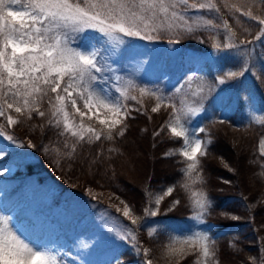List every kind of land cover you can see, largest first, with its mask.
I'll return each instance as SVG.
<instances>
[{
  "label": "snow or ice",
  "instance_id": "6c2138e0",
  "mask_svg": "<svg viewBox=\"0 0 264 264\" xmlns=\"http://www.w3.org/2000/svg\"><path fill=\"white\" fill-rule=\"evenodd\" d=\"M222 9L225 14L233 13L234 20V14L239 13L256 21L260 27L253 40L245 38L236 43L237 32L221 15ZM204 13L214 14L219 22L206 18ZM236 23L240 21L236 20ZM202 29H222L224 32L223 43L216 42L214 35L209 36L213 41V53L235 50L243 59L239 70H224L215 77L214 83H208L204 77L187 76L185 83L199 79L202 85L198 93H193L195 99L187 110L166 104L172 97L166 96L162 89L142 87L130 76L118 75V70L112 66L116 59L127 56L128 60L136 62L137 70L143 67L147 71L151 59L136 49L134 41L152 42L159 40L161 33H168L169 43L176 44L180 34L192 36ZM243 31L247 33L249 29ZM89 33L94 39H87ZM262 39L264 17L254 14L250 5L230 4L229 0H0V117L5 118L7 127L11 128L21 121L9 113L15 112L27 120L34 119L35 113L36 117L57 129V135L64 138L65 148L69 147L71 139V148L66 155L72 159L78 145L99 142L103 146L105 142L114 144L124 137L131 114H145L140 98L149 96L155 99L151 112H158L162 106L171 108L169 120L161 125L160 130L153 132V140L165 130L173 139L182 138L183 144L176 151L186 164L185 176L191 178L193 172L198 174L199 158L207 155L211 140L202 141L190 132L188 122L205 111V102L217 86L242 78L250 70L251 50L248 45ZM199 42L204 43L203 40ZM183 87L176 88L175 92L180 93ZM136 92L140 98L133 94ZM130 100L136 101L140 107L129 104ZM44 103L48 105L47 111L41 110ZM85 118L95 124L86 125ZM217 122L226 123L225 120ZM38 126L43 131L44 124ZM35 127L37 125H33ZM198 132L207 136L205 127H200ZM0 137L17 147H24L5 131L2 123ZM27 147L35 148L36 145L29 140ZM48 151L44 146L45 154ZM108 151L118 150L110 147ZM2 155L0 151V157ZM101 155L102 152H98L97 158ZM168 155L164 153L165 157ZM261 155L264 156V151ZM172 191L169 187L163 195L156 196L155 208L151 207L153 200L150 199L149 206L143 209L144 215L157 216L161 200ZM120 203L124 205L123 217L138 227L141 217L135 216L124 200L121 199ZM173 204L179 205L180 201L175 200ZM210 207V200L201 194L196 202L194 219L204 223ZM172 210V207L168 208L169 212ZM116 211L119 213L121 209ZM154 232L155 229L151 230L149 235ZM109 235L130 243L138 255L143 250V264H153L149 258L151 250L139 244L136 232L131 228L117 230L107 227L92 238V243L81 241V253L97 250ZM213 245L214 241L207 234L196 232L183 239L173 237L164 247L172 255H197L195 264H213ZM0 264H92V261L87 256L69 258L68 252H54L29 242L13 227L10 217L0 215ZM116 264H121L118 258ZM261 264H264V249L261 250Z\"/></svg>",
  "mask_w": 264,
  "mask_h": 264
},
{
  "label": "trees",
  "instance_id": "16d2710c",
  "mask_svg": "<svg viewBox=\"0 0 264 264\" xmlns=\"http://www.w3.org/2000/svg\"><path fill=\"white\" fill-rule=\"evenodd\" d=\"M229 3L250 5L254 14L264 17V0H229ZM204 15L219 22L214 14ZM221 15L229 20L237 32L236 43L245 38L253 40L260 27L256 21L240 16L239 13L234 14L235 20L232 19L233 13L225 14L223 9ZM236 20L240 23L237 24ZM244 28H248L249 32H244ZM87 35L94 39L92 33ZM210 35L216 37V42H224L222 29H202L192 36L180 34L176 44L169 43L168 33H161L159 40H137L134 44L138 51L146 53L150 58L159 56V60L168 62L197 61L206 67L202 77L213 83L214 78L224 70H239L243 58L238 57L235 50L213 53ZM248 48L251 50L250 70L242 78L230 80L234 89L229 94H219V90L215 89L205 102V111L196 119L200 127L207 129V136L198 133L199 137L202 141L210 139L211 143L207 146V155L199 158L198 174L193 172L191 178L185 176L183 169L186 164L182 163L183 157L176 151L183 144L182 138L173 139L166 130L155 140L152 138L153 132L160 130L161 125L169 120L171 108L162 106L158 112L153 113L151 108L155 106V99L149 96L140 98L139 92L133 94L142 99V111L145 114L133 112L127 122L125 136L114 144L105 142L101 146L97 142L78 145L73 158L68 159L66 153L70 151L71 139L68 141L69 147L65 148L64 138L58 136L57 129L50 127L46 120L36 117L35 113L34 119L27 120L11 112L9 114L21 122L9 128L6 119L0 117V123L24 147H17L0 137V148L6 153V160L19 166L18 173L38 175L37 182L40 184L60 187L71 183L76 185L75 193L83 195L89 188L111 192L124 200L131 206L133 214L141 217L138 227L131 225L130 220L114 207L106 208L96 202L90 203L87 215L91 217L101 208L99 212L104 210L109 213L108 216L115 219L122 229H133L139 244L151 250L149 258L156 264H195L197 255H172L164 246L173 237L183 239L196 232L207 234L214 241L213 264H261V250L264 249V156L261 155L264 151V123H261L264 121V39L254 41ZM121 61L131 60L125 56ZM134 80L142 87L162 89L166 96L172 97L166 104L187 110L188 103L185 101L189 99L191 87L187 90L186 84L180 93H176L170 81L161 76H152L144 81L139 78ZM128 103L140 107L136 101L130 100ZM47 108V103L41 105V110L47 111ZM219 120H225L226 123L220 124L217 122ZM194 121L192 119L188 122V128ZM84 122L86 125L90 123L86 118ZM40 124H44L43 131L38 126ZM33 125L37 127L33 128ZM95 126L99 128V125ZM29 140L36 145L35 148L27 147ZM230 141L232 143L227 145ZM140 143L151 146L148 149L151 169L137 197L138 194L126 188V176L135 171L125 172L124 156ZM44 146L49 149L47 154ZM110 147L118 151L109 152ZM237 149H243L242 155L236 154ZM98 152H102L99 158ZM166 152L169 153L167 157L164 156ZM232 158L237 160L233 162ZM162 166H166V169H162ZM158 172L160 178L156 177ZM247 176L253 178L254 184L248 181ZM18 180L0 176V187L10 192L8 187L13 189ZM169 187L173 191L161 200L158 215L146 217L143 209L149 206V200H153L151 207L155 208L154 198L163 195ZM201 194L211 202L202 224L194 219L197 215L196 202ZM82 200L85 198L82 197ZM175 200H179L180 204H173ZM169 207L173 209L171 212L168 211ZM153 229L155 232L150 236L149 232ZM127 244L119 250L117 256L121 264H143V250L138 255L131 244ZM107 249L104 247L103 252ZM102 253L91 249L81 253L78 248L74 257L87 256L92 264H116V259L114 256L109 257V253L98 257Z\"/></svg>",
  "mask_w": 264,
  "mask_h": 264
},
{
  "label": "rangeland",
  "instance_id": "374dc122",
  "mask_svg": "<svg viewBox=\"0 0 264 264\" xmlns=\"http://www.w3.org/2000/svg\"><path fill=\"white\" fill-rule=\"evenodd\" d=\"M87 39L92 40L90 36H87ZM158 57L156 56L150 58L151 63L147 65V69L152 68L154 61L158 60L160 61V63L156 67L160 68L162 74H164V76L167 78L169 76L168 74H170L171 71L169 72L166 71L165 61L163 59L159 60ZM122 59L123 57L116 59L115 61H121ZM109 62L112 63L111 60ZM181 66L183 67V72L182 74H179V76L175 77L173 85L176 87H181V85L186 84L187 90L188 87H191V89L188 92L189 99H186L185 101V103H188L187 104L188 105L187 108H188L192 106V101L195 99L193 93H198L202 85L199 79L198 80L194 79L190 84H187L185 83V81H183L189 75H193L195 77L194 72L198 69L197 64L184 65L183 63H181ZM212 82L213 83L215 82V78ZM232 85L233 84L231 83V81H228L226 82L225 85L217 86L216 89L219 90L220 94H229L228 92L232 91V89H230ZM198 129L199 127L195 122L193 123L192 127L189 128V131L198 135ZM230 143H232V141L227 142V145L228 144L230 145ZM150 147L151 146H149L148 143L147 144L140 143L138 146L134 145L132 149L129 150L124 156V164L126 166L125 172L128 173L130 171H135L134 174H131L130 176H126L125 178L126 188L131 192L133 191L134 193L138 194L136 195L137 197L140 196L141 190L144 185V181L146 180V177L151 169V163L149 159L150 157L148 156L149 155L148 149L150 150ZM243 152H244L243 149H240L236 151V154L242 155ZM231 160L234 162L237 159L232 158ZM162 169H166V166H162ZM15 171H16L15 165L0 167V172H3L4 176H12L15 174ZM249 176H247L248 181L251 184H254L253 178ZM156 177L160 178L161 174L158 172ZM133 178L136 180V182L134 181ZM87 193L90 194L93 200L100 201L104 204H109L111 207H114L115 209L119 208L121 209L120 212L122 213L124 205L120 203L121 199L120 198L117 199L118 196L114 195L113 193L108 191L102 192V191H94V190L91 191L88 190ZM1 195H3V192L0 190V199H1ZM29 197H30V191L27 190L26 196L19 198L15 202V206L14 207L12 206L8 210H3L0 204V215L10 217L13 227L18 231L19 234H21L22 238H25L27 241L38 244L42 247H47L53 250L54 252H60V253L68 252L70 244L67 241L63 240L62 237H60V227L57 221H55V218L57 216H59L61 213L66 212V210L69 208L66 201L65 200L60 201L58 205H56L53 209L49 211L38 209L36 213L32 211L33 213L31 214H25V216H21L23 209L22 207L27 205ZM51 198H52V194L49 193L44 199L47 202H49ZM115 221L112 218H109L106 211L103 210L101 214L95 217L94 222L92 221V223H96V227L99 233H101L102 230H106L107 227H113L117 230H123L120 226H116L113 224L117 222ZM69 222L74 223L77 226H82L85 223V218L80 214H76L70 219ZM107 238L110 240H107L103 245H106L108 247L110 246L109 244H114L110 246L111 248L114 249L118 247L116 246L118 244L117 241H115L114 236L109 235ZM90 242L91 241H89V243ZM153 264L156 263L153 262Z\"/></svg>",
  "mask_w": 264,
  "mask_h": 264
}]
</instances>
